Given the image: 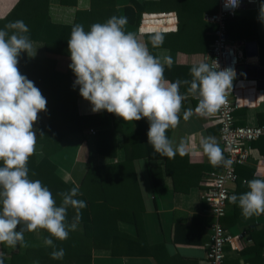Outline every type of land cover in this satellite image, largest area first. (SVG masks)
Segmentation results:
<instances>
[{
  "label": "crops",
  "instance_id": "1",
  "mask_svg": "<svg viewBox=\"0 0 264 264\" xmlns=\"http://www.w3.org/2000/svg\"><path fill=\"white\" fill-rule=\"evenodd\" d=\"M116 1L121 16H124V7L130 0ZM252 1L248 0V6L240 8L239 16L254 24V30L246 38H232L239 43L241 57L235 89L239 103L235 116L239 125H264V95L259 94V90L264 88L261 84L264 82V22L259 19V7L264 0H256V6H252ZM17 2L0 0V18L5 17ZM205 13L207 11L201 12L199 6L197 14L187 13L182 25L177 8L145 10L140 23L128 22L125 31L135 33L150 54L162 63L166 58L171 59L170 67L165 64V80H191V67L202 61L209 63L211 58L215 24L205 20ZM155 33L164 35V42L159 47H153L150 42L151 35ZM57 58V68L66 71L70 59L60 55ZM187 88L188 85L180 86V93L186 95L180 123L166 133L176 143L183 139L187 153L183 156L177 154L172 159L155 152L148 144L149 123L146 118L139 121L120 118L116 122L102 111L93 113L90 103L82 97L79 99L81 114L101 116L96 117L93 126L66 136L61 149L49 159L64 179L79 187L82 195L77 199L86 196L89 203H96V208L101 205L104 210H110V215L105 218L109 221L106 225L110 231L106 242L109 246L93 248L92 261L80 264H209L207 245L215 217L203 195L212 184L209 173L221 171L223 165L210 164L201 147V139L214 136L223 156H226L217 113L202 116L193 111L187 120L183 118L185 109L195 110L198 104V100L187 93ZM100 131L112 132L105 141V149L110 152L99 149ZM252 146L249 163L238 168L239 180L230 184L231 195L238 196L248 191L247 181L264 178V136ZM35 154L37 161L45 156L42 143H36ZM90 167H93L91 171ZM86 177L90 178L82 191ZM99 182L102 183L100 186ZM96 208L95 211L90 210L92 215L96 216L101 210ZM76 215V210L69 207L67 221L71 223ZM221 222L232 233L246 230L252 238V242L243 244L241 249L234 250L228 246L225 264H264V214L245 218L238 204L228 203L227 214ZM84 225L83 220H79L74 232H84ZM46 233L49 234L44 229L25 232L27 247L17 245L12 248L0 244L3 264H11L12 255L16 252L26 253L28 249L45 246L43 238L47 237ZM53 242L55 244L54 239ZM64 259L71 258L65 256Z\"/></svg>",
  "mask_w": 264,
  "mask_h": 264
},
{
  "label": "clouds",
  "instance_id": "2",
  "mask_svg": "<svg viewBox=\"0 0 264 264\" xmlns=\"http://www.w3.org/2000/svg\"><path fill=\"white\" fill-rule=\"evenodd\" d=\"M239 4L240 0H226V7L234 9ZM259 19L264 22V3L259 7ZM127 24L126 16L113 15L104 23H93L88 31L80 24L72 27L68 51L69 68L76 77L73 87L79 88L80 96L90 103L93 113L107 111L124 121L146 118L148 144L154 151L169 159L177 154L183 156L187 153L185 141L176 143L166 134L180 123L182 102L186 99L180 86L188 85L187 93L198 100L195 110L183 111L185 120L193 111L211 116L227 103L235 71L220 70L214 60L211 65L202 61L191 67V80L169 82L164 78V70L165 64L171 66V59L162 63L150 54L135 33L125 31ZM28 33L23 20L0 28V244L27 247L24 233L44 229L49 236L43 238V244L54 249L52 259L60 260L65 251L55 250L52 238L68 239L69 233L78 227L79 213L86 202L76 198L82 193L75 186L58 193L61 202L57 205L47 186L29 178L27 164L37 143L33 125L38 114L47 110V100L18 68L22 52L30 58L36 55ZM150 42L159 47L164 35L155 33ZM200 143L212 166L231 165L214 136H205ZM246 183L248 191L229 196V203L238 204L245 218L264 214V178ZM69 207L77 213L71 223L67 221Z\"/></svg>",
  "mask_w": 264,
  "mask_h": 264
},
{
  "label": "trees",
  "instance_id": "3",
  "mask_svg": "<svg viewBox=\"0 0 264 264\" xmlns=\"http://www.w3.org/2000/svg\"><path fill=\"white\" fill-rule=\"evenodd\" d=\"M218 2L219 0H149L141 3L138 0H130V3L124 7V16L130 24L138 25L145 10L177 8L183 25L187 13L197 14L199 6L201 12H214L218 9ZM113 15L121 16L116 0H58V4H54L52 0H18L12 10L5 17L0 18V28H4L11 21L23 20L29 28L28 35L33 41V48L36 49V55L31 58L26 52L20 54L18 68L22 75L34 82L47 100V110L38 114V120L33 125L37 130V142L43 144L45 156L37 161L34 153L29 157L27 167L29 178L38 179L47 186L57 205L61 202L58 193L70 190L74 184L58 173L57 166L49 157L61 149V142L66 136L93 126L96 117L101 116V114L80 113L79 88L73 87L76 77L69 66L66 71L57 68V55L67 56L70 59L68 39L74 25H83L85 31H88L93 23H104ZM227 27L233 39L246 38L254 30V24L242 19L239 12L227 19ZM102 112L112 116L116 122L120 119L115 114ZM41 132L44 135H41ZM111 135V131L98 133L99 149L102 152H110L105 149V141H108ZM92 169L93 167H90L89 170ZM89 178L86 177L82 184V191ZM101 184L99 182L98 186ZM78 199L86 202V207L79 213L80 220L85 224L84 232L71 231L68 239L63 241L53 238L55 250L63 248L65 251L63 258L66 256L71 259H52L50 254L54 249L42 246L28 249L26 253H14L11 264H30L31 261H38L40 264L90 263L93 248L108 247L106 242L110 231L106 225L109 221L105 218L110 215V210H104L101 205L96 208V203H89L90 199L86 196H80ZM95 208L102 210H99L96 216L90 211L91 209L95 211Z\"/></svg>",
  "mask_w": 264,
  "mask_h": 264
},
{
  "label": "built area",
  "instance_id": "4",
  "mask_svg": "<svg viewBox=\"0 0 264 264\" xmlns=\"http://www.w3.org/2000/svg\"><path fill=\"white\" fill-rule=\"evenodd\" d=\"M240 5L241 2L239 7L233 9L226 7V0H219L218 9L204 15L207 22L215 24L209 64L216 61L220 70L233 69L235 71L233 88L228 92L227 103L216 112L220 123L224 153L226 159H230L232 163L227 167L222 166L221 171L209 173L212 184L203 195V199L208 203L215 217L211 228V239L207 245L209 264H225L228 246L238 250L243 244L252 242L248 231L232 233L221 222L228 210V197L231 196L230 184L239 180L238 168L249 163L253 143L264 136V125H239L235 116V111L239 107L235 98V89L241 57L239 43L233 40L228 32L227 19L234 17L240 11ZM259 94L264 95V88L259 90ZM93 132L95 133V130Z\"/></svg>",
  "mask_w": 264,
  "mask_h": 264
},
{
  "label": "water",
  "instance_id": "5",
  "mask_svg": "<svg viewBox=\"0 0 264 264\" xmlns=\"http://www.w3.org/2000/svg\"><path fill=\"white\" fill-rule=\"evenodd\" d=\"M240 2H241L240 8L241 7H247L248 6V0H240ZM252 2H253L252 3L253 4L252 6H256L257 5L256 0H253ZM253 46L255 48V52L257 53V44L255 42L253 43ZM261 84L264 85V82H262Z\"/></svg>",
  "mask_w": 264,
  "mask_h": 264
},
{
  "label": "rangeland",
  "instance_id": "6",
  "mask_svg": "<svg viewBox=\"0 0 264 264\" xmlns=\"http://www.w3.org/2000/svg\"><path fill=\"white\" fill-rule=\"evenodd\" d=\"M54 3L58 2V0H53Z\"/></svg>",
  "mask_w": 264,
  "mask_h": 264
},
{
  "label": "bare ground",
  "instance_id": "7",
  "mask_svg": "<svg viewBox=\"0 0 264 264\" xmlns=\"http://www.w3.org/2000/svg\"><path fill=\"white\" fill-rule=\"evenodd\" d=\"M164 16H166V15H164ZM172 19V18H171Z\"/></svg>",
  "mask_w": 264,
  "mask_h": 264
}]
</instances>
